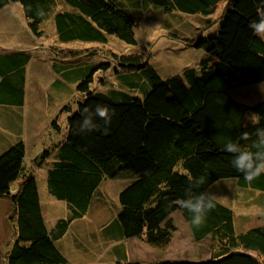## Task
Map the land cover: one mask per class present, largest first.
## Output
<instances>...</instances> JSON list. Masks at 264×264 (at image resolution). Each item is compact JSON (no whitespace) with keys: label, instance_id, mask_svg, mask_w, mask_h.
I'll return each instance as SVG.
<instances>
[{"label":"trees","instance_id":"1","mask_svg":"<svg viewBox=\"0 0 264 264\" xmlns=\"http://www.w3.org/2000/svg\"><path fill=\"white\" fill-rule=\"evenodd\" d=\"M222 1L0 0V10L16 2L21 5L26 26L34 38L46 39L51 34L54 46L64 47H46L47 55L63 60L51 62L50 68L59 78L49 84L46 93L49 103L64 101L61 111L68 112L65 125H61L58 116L51 120L50 127L61 135L60 139L55 144H45L29 162L21 113L28 65L39 51H0V106L11 108L0 109V114L5 117L8 131L15 136L12 142L4 137L9 145L0 153V197L10 201L12 228L3 264H69L70 258L60 240L74 221L86 215L105 178L115 177L123 170H130L134 177L126 181L117 196L115 241L120 243L117 251L121 256L117 257L121 259L114 264H264V225L237 232L233 209L217 199L205 222L195 228L190 214L176 203L177 199L185 198L189 177L204 178L205 182L193 189L196 194L208 192L225 178L234 179L242 189L264 192V174L246 183L243 173L235 168L229 171L230 167L225 166L220 171L211 165L216 162L215 155L233 158L223 150L227 140L250 147L256 127L248 119L250 114L255 113L258 126L264 127V100L247 102L235 98L232 92L264 81V40L248 27L251 21L264 15V0H226L221 10ZM151 4L165 11L204 16L217 13L212 19L202 20L205 31H169L172 40L204 50L197 65L163 79L148 62L150 53L145 47L138 53H111V58L98 62L84 58L90 53L66 46L72 41L105 44L109 35L135 45L133 27L138 15ZM40 11L43 15L37 14ZM46 22H50V33L44 29ZM95 53L97 50L92 54ZM107 72L115 76L111 79L115 84L109 82ZM100 85L106 89L98 90ZM73 95L74 99H69ZM98 101L115 108L124 107V111L129 105L136 106L134 116L138 118L133 129L120 127L113 138L116 142L102 152L100 133L106 128L103 120L93 116L95 130H77L81 111L85 107L93 110ZM122 116L121 122L127 123L129 116L126 113ZM245 131L252 139H240ZM202 140L214 149L202 151L207 159L200 155ZM41 167L46 171L48 194L67 205V215L59 217L51 227L44 219L35 173ZM16 181V191L11 192L10 187ZM174 211L181 212L194 241L209 235L211 244L217 242L208 258L152 261L125 258L124 240L128 238L136 237L162 250L168 247L176 229L169 217ZM74 233L79 240L77 250L83 249L84 242Z\"/></svg>","mask_w":264,"mask_h":264},{"label":"rangeland","instance_id":"2","mask_svg":"<svg viewBox=\"0 0 264 264\" xmlns=\"http://www.w3.org/2000/svg\"><path fill=\"white\" fill-rule=\"evenodd\" d=\"M224 1L226 0H223L219 4L221 10L225 4ZM213 15L217 16V13ZM213 15L204 16L199 13H185L179 10L165 11L161 7L151 4L150 8L138 15V19L136 20L137 23L133 27L134 36L137 41L135 45L126 43L115 35H109L108 41L105 44L99 42L72 41L66 46L78 52L90 53L91 55L84 58L88 61L98 62L103 59L106 60L111 58V53H138L142 52L143 47H145L150 53L148 62L156 68L161 78L164 79L181 71L185 67L197 65L198 60L204 54L203 49L188 47L172 40L169 34L170 29L177 30L179 33H185L187 30L192 31L193 29L197 30V33L199 31H205L206 25L203 24L202 20L212 19L215 17H213ZM0 16V51L5 49H33L35 52L39 51V54L44 52V56H48L46 47L48 48L50 45H53V48L56 49H61L63 47L60 44L54 46L55 41H52L51 38H53V36L51 34L49 38L46 39L34 38L31 31L26 26L21 5L17 2L8 5L0 13ZM215 25L217 26V21ZM51 26L54 34L52 23ZM44 29L47 33L52 31L50 22L44 24ZM40 43H43L42 46L39 45ZM96 50L97 53L92 54L96 52ZM43 59L46 58L43 57ZM44 66L47 67V69L37 80L31 75V70L33 68L28 67L29 78L27 79V84L29 95L25 100V105L21 113L24 117V137L25 143L27 144L26 154L28 157L36 156L42 151L41 148L39 152L38 146V150L36 148L33 149V142H36L39 146H44L48 144L51 137L56 136V133L50 127L49 121L58 116L61 125H65L68 116V112L60 111V107L56 101L50 102L49 104L46 101V90L49 80L44 77H46V75L50 77V73L48 64ZM107 75H110V77H108L109 82L115 84V81L111 80L115 79V76L111 72H107ZM97 84L96 82L95 85ZM105 89L106 88L101 85L100 88H98V90ZM232 92L234 97L239 100L247 102L264 100V81L238 87ZM73 97L74 95L70 96L69 99H74ZM98 103L105 105L99 101ZM108 107L114 110L115 115L111 123L100 133L103 138L101 139L103 141L101 152L105 147L112 146L116 142L114 137L120 127L124 128L127 126L128 129H133L138 123V118L135 119L136 117L134 116L136 106L129 105L126 111H124V107ZM0 109L9 111L11 108L0 106ZM124 113L129 116L125 124L121 122ZM138 126L140 127V125ZM136 129V132L139 133L137 126ZM2 134H9L7 135L9 137L7 140L13 141L11 133L8 131L5 124V117L0 114V137ZM111 140L112 142H110ZM8 145L9 142L2 141L0 143V153H2L4 147ZM204 150L205 152H210L212 150L214 152L213 147L206 140L201 141L199 151L200 155L207 159V155L202 152ZM212 156L213 155H211V157ZM222 156L220 155V158H218L217 155H215V166L212 162L211 165L219 168L220 171H224L225 166L230 167L229 171H233L232 168L234 167L231 164L233 158ZM37 169L35 173L39 185L41 207L44 219L47 221V225L51 227L53 225L51 223H54V219L58 216L64 217L67 215V205L64 201L57 200L48 194L46 171L43 167ZM130 175H132L130 170H123L115 177H106L100 189L95 191L89 210L86 215L77 222L79 226L72 229L69 235L70 237L66 240L65 249L68 251L67 254L69 257L97 256L95 261L90 264H101L98 261L101 258H107L106 260L108 262L112 256H121L117 251L120 243L115 241L118 234L115 227V224H117L115 222L116 213L119 209L117 196L119 191L124 187L126 181L130 179ZM17 184L18 181L12 183L10 187L11 192L16 191ZM208 192L214 193L216 199L229 205L233 209L235 229L237 232L264 225V192L255 189H242L236 185V182H234L232 178L220 179L215 185L209 188ZM10 214L11 204L9 199L7 197L0 198V264L4 263L3 256L7 250H9V245L12 240V228L9 222ZM169 217L173 220L176 229L173 231L170 245L165 248L167 250L162 251V249L142 243L138 238H135L128 243L129 247L132 249L131 256L145 259V261L161 259L163 256L193 260L208 258L213 248H216L217 242L213 241L215 243L211 244L212 241L209 235L199 242L194 241L188 223L183 218L181 212L174 211ZM78 228L83 230L80 239L84 242L83 249L79 248V250H77V243H79V240L75 239L74 236L76 235L74 232H76Z\"/></svg>","mask_w":264,"mask_h":264},{"label":"clouds","instance_id":"3","mask_svg":"<svg viewBox=\"0 0 264 264\" xmlns=\"http://www.w3.org/2000/svg\"><path fill=\"white\" fill-rule=\"evenodd\" d=\"M38 15H43L40 11ZM248 27L253 34L264 40V15L260 16L258 20L251 21ZM114 110L106 105L96 104L93 110L85 107L81 111L82 120L79 123V132H91L96 129L97 125L93 121V116L99 117L103 120L104 125L111 123ZM248 119L251 124L256 126L252 133L255 138L252 139L249 132H242L241 140L252 139L249 148L242 147L240 143L232 140H227L223 145V150L233 155L231 160L232 166L240 173L246 183H251L264 174V127L258 126L259 121L255 113L249 115ZM189 187L185 189V198H179L176 203L180 208L186 210L191 216V224L195 228H199L206 219L207 214L216 207V195L212 192H200L196 194L193 189L200 187L205 181L203 177L193 179L189 177Z\"/></svg>","mask_w":264,"mask_h":264},{"label":"crops","instance_id":"4","mask_svg":"<svg viewBox=\"0 0 264 264\" xmlns=\"http://www.w3.org/2000/svg\"><path fill=\"white\" fill-rule=\"evenodd\" d=\"M5 8H3V9H1L0 10V13L4 10ZM1 17V16H0ZM21 50V49H20ZM26 50V49H25ZM43 57L44 58H46V59H43ZM43 60H45V61H43ZM58 60V62L60 63V62H62L63 63V60H59V59H57ZM57 60L56 59H54L53 58V56H50V55H48V56H44V54H43V56H42V54H39V52H37V54H35V55H33V57L30 59V62H29V65H28V67L29 68H33L32 70H31V75H33V77L37 80L38 78H39V76L40 75H43L44 74V72L46 71V69H47V67H45L44 65H46V64H48V69H49V73H50V77H47V75H46V77H44V78H48V80H49V84H51L54 80H57L58 78H59V76H58V74H55V72H53L52 70H51V68H50V66H51V62L52 63H55V62H57ZM27 71H28V69H27ZM27 79L29 78L28 77V73H27ZM32 78V77H31ZM26 79V80H27ZM41 80H44V79H41ZM49 84H48V86H49ZM48 86H47V88H48ZM28 95H29V89H28V84H26V99L28 98ZM25 99V100H26ZM46 101H47V103L49 104V102H48V97H47V93H46ZM56 101V103H58V105H59V107H60V111H61V108H62V106L64 105L63 103H65L64 101L62 102H60V100H55ZM65 101H67V100H65ZM58 108V107H57ZM50 122V124H51V120L49 121ZM24 131H25V128H23V140H24V142H25V137H24ZM4 136L3 137H1L0 138V143L2 142V141H4V137L6 138V139H8L9 137L7 136V135H9V134H3ZM11 136H14V133L12 134L11 133ZM59 137V138H58ZM15 138V136L13 137V139ZM50 138V137H49ZM60 139V136H59V134H56V136L54 137H51L50 139H49V141H48V143H51V145L54 143L55 144V142L56 141H58ZM25 146H26V148H27V144L25 143ZM37 146H38V149H39V152H40V149L43 147V146H39L38 144H36V142H33V144H32V148L33 149H37ZM37 149V150H38ZM38 155V154H37ZM26 156H27V154H26ZM28 157V156H27ZM35 156H32V157H28V159H29V162L34 158ZM38 170V169H37ZM134 176H132V175H130L129 176V178L130 179H132ZM129 179V180H130ZM128 181V180H127ZM126 184V183H125ZM125 186V185H124ZM0 198H3V197H0ZM59 218V216L56 218V219H54V221L53 222H55L57 219ZM46 221V220H45ZM77 222L78 221H74L72 224H71V226L69 227V229L67 230V232H66V234L62 237V239L60 240V242H62L63 243V246H64V253L69 257V255L67 254V250L65 249V244L67 243V238L68 237H70L69 235H70V233H71V231H72V229H74V228H72L73 226H75V225H77V226H79L78 224H77ZM46 223H47V221H46ZM51 224H53V223H51ZM48 226V225H47ZM49 227V226H48ZM82 229H80V228H78V231H76V233H77V236H79V238H81V234H82ZM136 237H132V238H128V239H125L124 240V245H125V248H124V255H125V258L126 259H128V260H140V261H145V259H140V258H135V256H131L132 254V249L129 247V245H128V243H129V241H131L132 239H135ZM137 239V238H136ZM139 241H141V240H139ZM142 242V241H141ZM142 243H144V242H142ZM133 249H134V247H133ZM167 249H163L162 251H166ZM70 258V263L69 264H74V263H77V264H90V263H92L93 261H95V258H97V256H84V257H81V256H78V257H76V258H72V257H69ZM120 257H114V256H112V258L107 262V258H101V259H99L98 261L101 263V264H114L115 263V261H117L118 259H119ZM121 259V258H120ZM161 259H179V258H172V257H169V256H167V257H161ZM193 260V259H192ZM147 261V260H146Z\"/></svg>","mask_w":264,"mask_h":264}]
</instances>
